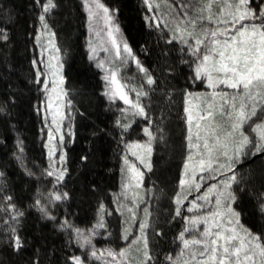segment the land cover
Instances as JSON below:
<instances>
[{"label": "snow or ice", "instance_id": "snow-or-ice-1", "mask_svg": "<svg viewBox=\"0 0 264 264\" xmlns=\"http://www.w3.org/2000/svg\"><path fill=\"white\" fill-rule=\"evenodd\" d=\"M144 3L148 28L165 41L166 53L170 54L172 47L177 52V61L167 64L162 74L167 77L163 87L161 76L147 66L124 36L117 22L119 9L103 0H81L88 32L85 47L100 70L104 82L101 94L109 102L122 100L125 104L117 109L112 132L104 127L99 130L115 136L121 161V193L130 201L124 203L114 194L112 209L100 199L91 226L82 227L68 207L59 215L58 204L67 205L71 199L64 187L70 173L69 153L62 145L74 142L76 115L86 113L64 86L68 77L55 27L58 0H32L31 10L39 24L34 42L40 46L39 55H34L31 62L35 68L32 82L39 93L34 107L49 124L45 145L48 166L38 172L28 166L19 134L12 155L25 175L37 181L50 178V187L39 184L34 190L26 187L17 191L5 168L0 167V239L14 251H21L27 239L23 235L26 214L28 209H36L41 220H50L65 234L71 254H65L64 264H91L92 258L104 264H264V220H253L251 226L243 222L249 203L264 217V0H179L168 5L166 14L153 10L159 7L153 0ZM15 11L12 7L0 8V41L6 44L11 39ZM100 46L106 53L103 57ZM141 51L148 52L149 46L142 45ZM133 61L141 74L139 85L126 83L122 75ZM181 65L188 71L182 73ZM180 75L188 82V87L181 90L186 98V157L167 222L179 218L183 227L173 241L178 251L165 252V225L151 205L152 199H159L157 185L154 182L151 189L145 188V172H153V155L168 135L165 108L159 109L157 117L153 96L158 92L164 103L170 104L176 91L172 78ZM197 81L206 82L211 93L194 91L192 86ZM133 90L134 97L130 94ZM15 103V96L0 101V113L10 115ZM65 120L71 137L67 141ZM141 134L143 139L129 138ZM0 142H4L2 136ZM88 160L87 155L81 157L82 162ZM249 160L254 167L242 172L239 165ZM92 188L98 190L95 184ZM193 192L196 198L191 197ZM189 200V213L199 214H183ZM141 205L143 212L138 216ZM115 212L124 217L120 229L123 241L130 239L136 224L139 235L132 233V244L118 250L111 245L97 247L96 237L113 238L109 220ZM153 239L157 247H153ZM73 241L82 252L75 251ZM35 264H39V256Z\"/></svg>", "mask_w": 264, "mask_h": 264}, {"label": "trees", "instance_id": "trees-1", "mask_svg": "<svg viewBox=\"0 0 264 264\" xmlns=\"http://www.w3.org/2000/svg\"><path fill=\"white\" fill-rule=\"evenodd\" d=\"M103 2L111 8L119 9L117 20L124 36L132 43L147 66L153 68L156 75L161 76V87H163L167 77L162 74L166 71L167 64L177 61V52L175 47H172L170 54L166 53L165 41L155 30L148 28L144 20V14L148 10L144 0H103ZM178 2L179 0H153L154 4L159 5L153 10L158 14H166L169 11L168 5ZM58 3L55 27L58 42L67 56L64 69V74L68 77L66 84L78 106L86 113V115L77 113L76 136L74 142L67 147L69 153L67 166L70 173L66 177L64 187L71 194V199L67 205L58 204L59 215L62 216L64 208L68 207L76 214L74 219L77 224L90 227L95 219V209L100 199L112 209H115L114 194L120 196L124 203L130 202L121 193V161L115 136H109L107 132L101 133L99 130L100 127H104L108 132H112L111 123L115 116L119 115L117 109L125 106L120 100L109 102L107 97L101 94L104 82L100 78V70L96 67V61L89 59V51L85 47V37L88 32L84 23L86 14L81 7V0H58ZM9 7L16 11L10 25V41L7 44L0 41V101L15 96L16 103L10 109V115L0 113V136L4 141L0 142V167L5 168L10 182L17 191L26 187L34 190L39 184L50 187V178L37 181L36 178L25 175L12 153L16 151L15 142L19 134L24 144L28 166L37 172L42 167L48 166L47 151L41 139L44 120L34 107L39 93L32 82L35 68L31 62L34 55H39L40 48L34 42V34L39 24L36 13L31 10L32 0H0V8ZM145 44L149 46L148 52L141 51V46ZM180 68L182 73L188 71L186 65H181ZM128 69L137 73L136 77L141 78L138 69L133 65ZM128 69L122 71L126 79L129 74ZM172 80L176 91L170 104L166 105L158 92L153 98L156 115H160L161 107L165 108L168 134L166 143L159 146V156L156 157L158 173L153 175L159 186L167 191L178 176L185 122L181 90L188 87L184 75L173 77ZM199 85L200 81H197L192 87L194 89ZM140 127L142 124L136 128L137 132L140 131ZM93 133L97 135L94 136ZM141 135H133L129 138H140ZM122 148L123 145L120 146L121 150ZM84 155L89 157L87 162L81 161ZM239 167L246 173L254 165L249 160ZM93 184L98 190L92 188ZM246 217L243 222L249 226L253 220L257 222L264 220L253 203L248 204ZM169 219L170 217L165 215L159 217L167 233V238L163 242L165 252L174 249L178 251L173 241L183 227L180 219L168 223ZM123 220L124 217L118 212L110 217L113 238L109 240L102 236L96 237L97 247L111 245L118 250L127 245V241L120 238V229L124 227ZM0 235H3L2 231ZM23 235L27 238L26 246L19 252L14 251L0 239V264H35L37 256H39V264H64L65 254H71L65 234L56 229L50 220H41L36 209H28ZM73 246L77 253L83 251L74 241ZM157 246L153 239V247ZM91 264H104V262L92 258Z\"/></svg>", "mask_w": 264, "mask_h": 264}, {"label": "rangeland", "instance_id": "rangeland-1", "mask_svg": "<svg viewBox=\"0 0 264 264\" xmlns=\"http://www.w3.org/2000/svg\"><path fill=\"white\" fill-rule=\"evenodd\" d=\"M117 22H118V20H117ZM57 43L60 45V42H58V39H57ZM60 47H61V53L60 54L63 56V59H64V69H65V60H66V57L67 56H66V54H65V52H64V50H63V48H62L61 45H60ZM39 51H40V48H39ZM98 51H99L101 57H103L104 55H106V53L104 51V48L102 46H100L98 48ZM47 56H48V53L45 52L44 53L45 59L47 58ZM41 65L43 67V64H41ZM130 65H133L136 68V65H135V63L133 61V62H130L126 66V69L130 68ZM128 71H129V74L127 75L126 83L131 84V85H139L140 83H142L141 78L139 79L138 77H136L137 76V73H135L134 71L129 70V69H128ZM132 72H133V75H132ZM140 77H141V74H140ZM64 86L66 88H68L67 87V84H66V81H65V85ZM193 90L194 91L207 92V93H211V91H212L208 87V85L206 84V82H203V83L200 82L199 87H196ZM224 90L225 91H228L229 89L227 87H225ZM69 94L74 99V96L70 92V90H69ZM130 94L134 97L135 96V90H133ZM153 98H154V96H153ZM181 100H182V112H183V117L185 118V122L183 124L184 136H183L182 148H181V158H180L179 165H178V176H177L176 180L172 183L171 188L167 191V190H165V189H163L162 187L159 186L157 180L154 177L155 175H153V173L154 174H157L158 173V170H156V157L159 156V153H158L160 151L159 150V148H160L159 146L162 145V143L157 147V150H156V152L153 155V160H154V165H155L153 172L152 173H148L147 171L145 172V188L151 189V187H152V185H153L154 182L157 185V195H158L159 199H152L151 205H152V211H153V213L154 214H158L159 217L160 216H164V215L165 216H168L167 215L168 212L174 209V204H173V201H172L171 197L174 195L175 190H177V188H178L179 175H180V173L182 171V168H183V160L186 157V141H185V136L187 134V124H186V113H184V107L186 106V98L184 97L183 93H182ZM120 102L122 104H124V102L122 100H120ZM124 106H125V104H124ZM65 111H68V110L65 109ZM156 116L159 117V115H156ZM76 117H77V115H76ZM50 118H51V113L49 111V121H50ZM75 121H76V118H75ZM48 127H49V124H47V123L44 122V126H43L42 133H41V139H42V141L44 143V146L47 143ZM67 127H68V121L65 120L64 121V129H65V132L67 130ZM70 138L71 137L66 132V136H65L66 141L68 139H70ZM143 138H144L143 135H141V137L139 139H143ZM70 144L71 143H65L62 146L67 148ZM46 151H47V149H46ZM202 188L203 189H206L207 188V182L202 185ZM141 195H143V192H141ZM196 195H197V193L196 192H193L191 194V197L192 198H196ZM148 196L149 197L152 196L151 191L148 192ZM188 204H190V200L185 202V208H184V213H183L184 215L199 214V213H195V212L194 213H189V211L187 209V205ZM207 207L208 206L206 205V209H207ZM142 212H143V205H141V207L138 210V216L139 215H142ZM1 213H2V210H1ZM132 233H135L136 235H139V227H138V224H136L133 227V229L131 230V232L129 233L130 239L127 241V245L132 244V240L134 239V236L132 235ZM149 236H150V238H152V231H151V229H149Z\"/></svg>", "mask_w": 264, "mask_h": 264}]
</instances>
